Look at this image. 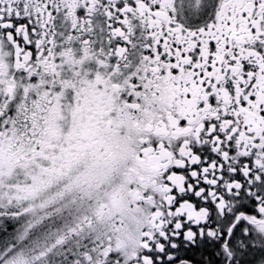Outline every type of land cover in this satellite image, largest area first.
Returning <instances> with one entry per match:
<instances>
[{"label":"snow or ice","instance_id":"obj_1","mask_svg":"<svg viewBox=\"0 0 264 264\" xmlns=\"http://www.w3.org/2000/svg\"><path fill=\"white\" fill-rule=\"evenodd\" d=\"M0 264H264V0H0Z\"/></svg>","mask_w":264,"mask_h":264}]
</instances>
